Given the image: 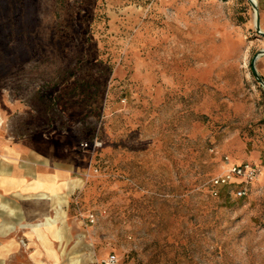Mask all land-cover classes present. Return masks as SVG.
Masks as SVG:
<instances>
[{
  "label": "rangeland",
  "instance_id": "374dc122",
  "mask_svg": "<svg viewBox=\"0 0 264 264\" xmlns=\"http://www.w3.org/2000/svg\"><path fill=\"white\" fill-rule=\"evenodd\" d=\"M263 48L248 0H0V135L79 172L68 264H264Z\"/></svg>",
  "mask_w": 264,
  "mask_h": 264
},
{
  "label": "crops",
  "instance_id": "0c3cea01",
  "mask_svg": "<svg viewBox=\"0 0 264 264\" xmlns=\"http://www.w3.org/2000/svg\"><path fill=\"white\" fill-rule=\"evenodd\" d=\"M78 173L26 138L0 135V264H68L72 223L82 222L69 213Z\"/></svg>",
  "mask_w": 264,
  "mask_h": 264
},
{
  "label": "built area",
  "instance_id": "2783aa9c",
  "mask_svg": "<svg viewBox=\"0 0 264 264\" xmlns=\"http://www.w3.org/2000/svg\"><path fill=\"white\" fill-rule=\"evenodd\" d=\"M258 172L256 164L250 162L232 163L224 168L219 173L211 177L209 183L211 193L217 195L218 191L223 186H232L233 193L236 196H242L246 192L247 184L255 178ZM90 220H93V214L89 215ZM109 264H115L116 258L114 254H109L107 258Z\"/></svg>",
  "mask_w": 264,
  "mask_h": 264
},
{
  "label": "water",
  "instance_id": "95a60500",
  "mask_svg": "<svg viewBox=\"0 0 264 264\" xmlns=\"http://www.w3.org/2000/svg\"><path fill=\"white\" fill-rule=\"evenodd\" d=\"M248 1L250 2L251 6L254 9V26H255L256 30H258V32L264 36V32L259 29V21H258V15H257V10H256V2H255V0H248ZM260 53H264V48L260 50ZM255 57H256V55H254L251 58V60H250L251 70H252L253 75L256 78H258L259 82L264 87V81L258 76V74H257V72L255 70V67H254V59H255Z\"/></svg>",
  "mask_w": 264,
  "mask_h": 264
}]
</instances>
